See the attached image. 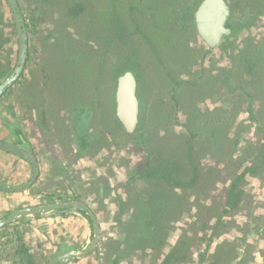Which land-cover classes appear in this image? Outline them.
Instances as JSON below:
<instances>
[{
	"label": "rangeland",
	"instance_id": "obj_1",
	"mask_svg": "<svg viewBox=\"0 0 264 264\" xmlns=\"http://www.w3.org/2000/svg\"><path fill=\"white\" fill-rule=\"evenodd\" d=\"M86 1L90 9L104 10L106 17L109 15L111 6L108 0ZM20 2L30 13L38 5L37 0ZM201 2L193 0L191 5L180 8V18L169 7L162 10L164 13L169 11V15L164 16L168 18L161 29L154 20L151 21L154 14L151 18L147 15L143 21V10L135 12L136 21H125L119 27L110 25L111 22L103 25L99 17L97 22L93 18L87 19L80 27L75 18L61 17L56 12L59 6L54 13L51 12L54 7L46 6L37 16L41 22L40 31L28 34L31 37L30 52L21 77L26 83L23 89L7 92L0 98V139L17 143V132H21L39 163V177L28 187L0 191L28 195V199L20 201L19 208L71 199L89 205L97 216L100 237L95 249L80 260H71L73 264H81L83 259L85 264H112L114 257L121 252L117 264H159L161 251H167L179 238L182 228L196 219L197 204L216 197H221L223 202L210 213H204L209 227L201 232L202 244L194 248L192 260L183 264H264V97H256L258 93L264 94V75H257L258 81L252 83L253 76L241 79L235 73V63L244 49L245 39L264 38V12H255L254 15L249 10L233 13L230 21L237 22L236 33L229 38V43H223V40V44L213 50H209L197 35L191 42L195 52L189 59L190 64L185 66L186 55L176 47L183 35H188L183 24L190 21L194 27L193 13ZM176 19L182 25L179 27L181 35L171 33ZM70 21L71 25L76 23L83 31L81 37L87 59H83V53L78 50L53 52L49 45L58 37L56 34L48 41L44 39L50 31H60L58 39L63 44L67 40L62 33L64 26L75 39H79L76 29L66 23ZM133 30L137 33L134 34ZM160 31L163 35L165 33L163 42ZM0 34L2 82L14 70L19 51L17 29L7 0H0ZM8 38L10 40L6 41ZM112 39L115 45L109 48L108 41ZM75 44L80 47V44ZM96 54L104 57L100 70L95 65ZM134 61L141 77L137 90L139 117L146 126L127 132L115 118L117 85L112 69L117 70ZM42 68H46L48 77H43ZM192 74L199 85L172 98L169 92L173 83L188 80ZM237 85L242 88H236ZM257 87L261 89L256 91ZM63 88L65 96L60 94ZM247 92L253 95V100ZM164 106L168 109L160 112L159 108ZM253 107L255 112L263 108V114L258 111L256 119L252 118L250 109ZM42 110L48 113L44 128ZM139 132L144 133L145 142L142 144L137 141ZM174 132L194 134L190 139L194 145V162L202 157L201 170L206 169L201 171L196 186L183 192L184 195L188 192L189 200L182 214L173 216L174 227L170 229L162 250L159 251L157 243L147 246L148 242L131 247V243L125 244L122 240L126 233L124 225L137 205L131 207L127 204V208L121 211L119 202L132 199L129 193L134 195L137 189L134 188L135 183L130 186L126 183L130 182L131 172L143 165L147 155L144 143L154 142L161 148L159 152L163 150L165 154L187 146L185 142L177 145L176 138L170 137L172 141H167L168 133ZM81 137L88 139L83 149L78 148ZM236 139H239L238 144ZM16 155L29 164L28 174L23 180L16 179L15 174L18 175L19 170L16 163L8 165V168L0 165L1 184L20 186L29 181L32 166L28 160ZM187 165L188 170L184 174L189 175L191 168ZM251 165L255 174L249 172L246 175L248 196L245 205L241 209L230 210L222 216V221H218L216 214H223L227 187ZM43 217L72 219L68 223L76 233L69 238L73 240L75 235L78 236L76 247L80 252L90 245L95 235L93 222L77 209L68 214L53 209L18 219L14 223L30 222L26 240L36 252L39 264H47L60 250L50 252L49 247L54 245L34 238V220L39 218L42 221ZM56 223L63 227L66 221ZM200 224L199 221L196 226ZM86 232L88 235L84 238ZM112 243L115 248L109 251ZM192 243L195 245L194 239ZM8 251L11 250H0V264H14L6 254ZM105 256H111L108 262Z\"/></svg>",
	"mask_w": 264,
	"mask_h": 264
},
{
	"label": "trees",
	"instance_id": "obj_2",
	"mask_svg": "<svg viewBox=\"0 0 264 264\" xmlns=\"http://www.w3.org/2000/svg\"><path fill=\"white\" fill-rule=\"evenodd\" d=\"M110 2V12L109 15L106 17L107 12H103L104 10H92L89 8V5L87 4L86 0H37V7L34 8V12L30 13L29 9H26L24 5H21L20 0H18L19 8L22 14V18L24 21V25L26 27V30H28L31 33H36L40 31L41 22L40 18L37 17L46 6L54 7L52 13L55 12L57 6L60 8L56 10L61 17H68L74 20V18L78 21L77 23L80 24V27L83 25L82 23L86 22L87 19L93 18L94 22L98 21V17L102 20L103 25H115L118 26L129 20H135V12L138 10H143V21H145L147 15L150 16L151 14H154V18L151 20L157 25L160 29L162 26V23L167 20L168 17H164L165 15H169V11L167 12H161L162 10L166 8H170L172 10L173 14H177V17L180 18L179 10L180 8H183L185 6L191 5L193 3V0H108ZM203 1V0H202ZM200 5V4H199ZM229 6H230V18H232L233 13L235 12H245L246 10H249V12L254 15L255 12L262 14L264 12V0H229ZM198 8V7H197ZM156 10H159L158 14L156 13ZM195 12L193 13V20L194 27H191V22L184 23L183 26L186 28V34L187 36L183 35V39L181 42H178V46L176 49H178L180 52L184 53V56L186 57L183 65L188 66L189 59L192 57L193 53L195 52L194 48L191 46V42L195 39L196 36L199 35L198 33V27L195 19ZM170 15H172L170 13ZM188 16V15H187ZM187 20V17H186ZM176 24L172 25L171 33L180 34L182 31L179 30V27L182 26L179 23V20ZM72 21L70 23L66 22L71 26V28H75L76 32L80 34L79 39H75L72 36V32L64 26V30H62L64 33L65 39H67L63 44H60L61 41H59V33L60 31H50L49 35H45L44 39L46 41L49 40L53 36V34H56L58 36L55 41L52 42L51 45H49V48L52 49L53 52L61 51L66 52L68 50H78L79 53H83L81 56L83 59H87L85 57L84 52L85 49L83 48L84 40L82 39L83 31L78 26V24L73 23L74 25H71ZM229 25L232 27V31L230 34L224 35V41L223 43H229V38L232 37L236 32L235 25H237V22L232 20H229ZM138 24V23H137ZM136 25V24H135ZM131 32V30H130ZM134 32V30H133ZM134 32V34H136ZM89 34L90 33H86ZM160 34L162 35V42L164 40V35L160 31ZM2 35V34H0ZM94 35V34H92ZM113 35V32H112ZM181 35V34H180ZM69 37L70 39H68ZM167 39L168 37L165 36ZM8 38L6 41H9ZM28 40L30 42L31 37H28ZM168 41L169 38L167 39ZM57 41V42H56ZM78 43L80 44V47L77 46ZM222 43V44H223ZM82 44V45H81ZM115 42L114 40L108 41V47L114 48ZM1 46V44H0ZM30 46V45H29ZM47 46V49H49ZM216 46H208L209 50L215 49ZM55 50V51H54ZM97 50L94 51L96 53ZM30 52V49H29ZM95 65L98 70H100L103 67L104 63V57L97 55L95 56ZM135 61L130 62L125 67H120L119 69L115 70L112 69V77H114L116 85H118V78L123 75L126 71H132L137 79V90L139 88L140 83V75L138 74L136 68H135ZM46 68H42L44 70L43 77H48L46 73ZM66 69H64L65 71ZM105 71V67H104ZM24 72V71H23ZM21 73L20 77L14 82V84L0 96V98L5 95L7 92H13L14 90H18V88L23 89L26 82H24L21 77H23L24 73ZM32 72V71H31ZM235 73L237 77L243 79L245 77L253 76L251 79L252 83H256L257 75H264V38L261 40H256L254 38H247L245 39L244 49L241 52V55L237 57V61L235 63ZM3 74V72H1ZM32 76L34 79H37V75L32 72ZM191 76V75H190ZM190 77L188 80H178L173 83V89L169 92L170 96L176 97L179 94L182 93L183 90L190 89L192 87H196L199 85L196 77ZM67 77V76H65ZM66 80V79H65ZM246 81V80H245ZM249 82V81H248ZM1 83V82H0ZM250 83V82H249ZM62 84L65 87L63 80ZM18 85V87H17ZM236 88H242L241 85H237ZM261 89L260 87L256 88V91ZM235 89L232 91L234 92ZM117 87L115 89V101L116 105L114 108L115 112V118L119 121L120 124L123 125L122 121L120 120L118 116V109H117ZM256 93V92H255ZM62 96H65V89L60 92ZM249 95V97H252L253 95L249 92L246 93ZM255 95V94H254ZM256 97H261L263 99L264 94L258 93ZM19 98V95H18ZM23 98V97H21ZM163 101V100H162ZM161 101V102H162ZM163 103H165L163 101ZM170 108V107H169ZM168 109L167 106L159 108V111H164ZM252 118L256 119L257 112L260 111V114H263V108L258 109L255 112L254 107L250 109ZM140 111V108H139ZM41 122L44 126L47 125V111L42 110L41 111ZM140 118V117H139ZM146 124L142 121V118L139 119V122L137 124V128L141 129L145 127ZM124 127V125H123ZM234 127V126H233ZM124 129L129 132L125 127ZM144 131V130H143ZM140 133V132H139ZM170 133V132H169ZM169 138L167 141L171 138L178 139L176 140L179 144H183L184 142L187 143V146L180 148V149H174L172 153H166L162 150V152H159L161 148L157 147L154 142H147L144 143L147 150L146 158L144 159L143 165L135 168L131 172L130 182H127L128 186L135 183L134 188L137 189V192L132 195L129 193V197L132 199H128L126 201L122 200L120 201V210L123 211L127 207V204L131 207L134 205H137L136 211L132 210V213L130 214V218L125 223L124 228L126 229L125 237L122 239L125 244L131 243V247L136 248L139 244L150 246L152 243H157V247L159 248V251L162 250V246L166 244V238L168 235H170V229L174 227L172 223V219L174 215L182 214L186 201L189 200L188 192L184 195L183 192H185L187 189L193 187L195 184H197V181L200 179L201 171H204L206 169L205 165L203 164V170L202 169V163L204 159L202 157L200 158V161L194 162V145H192V139L194 137V134H177L176 132L169 134ZM143 134V135H142ZM17 138L18 142L23 141V136L21 135V132H17ZM144 133H140L138 136L137 141L138 144H142L145 142V139L143 138ZM166 137L163 135V138ZM171 137V138H170ZM86 137H81L78 140V148H84L88 141ZM239 139H236V144H238ZM169 142V144H170ZM149 144V145H148ZM179 146H177L178 148ZM188 147V148H187ZM164 148V147H163ZM197 151V150H195ZM188 164V165H187ZM186 165L190 166L191 172H189V175L184 174L188 169H186ZM252 167H248L246 170H244L242 173L237 175L235 179L231 181L229 186L227 187V193L225 195L226 201L223 204V214L219 215L216 214L217 220L222 221V216L226 213H228L230 210L233 209H241L247 199V192L245 186L247 185V179L246 175L250 172L252 174H255V169ZM187 177H186V176ZM140 182V183H139ZM125 184V185H126ZM143 185V186H142ZM196 186V185H195ZM150 187V188H149ZM221 197L213 198L209 202L201 201L197 204V210L198 213L196 215V219L193 222L188 223L187 226H184L182 228V232L179 236V238L176 240V242L173 245H170V248L167 251H164V249L161 251V261L159 264H183L184 262H189L192 260L193 254H194V248L201 246L202 236L201 232L205 231L209 227L208 221L204 219V213H210L212 209H214L216 206L221 205L222 203ZM69 209H77L81 211L83 214H85L92 222L93 219L91 216L87 213V211L83 208L79 207H62L58 208V210H65L68 211ZM201 222L199 227L198 222ZM29 221L23 222V224L19 223H7L0 227V250L9 248L11 251H8L6 254L8 257L13 260L14 264H39L36 257V252L33 250L31 244L28 243L26 240V233L29 230ZM191 231H194L193 233ZM192 233V234H191ZM195 240V245H193L192 240ZM117 243V241H115ZM146 246V248H147ZM115 248L114 244L112 243L111 248L109 251H113ZM121 253H117V255L114 257L112 264H117L119 260L121 259ZM164 255V256H162ZM112 256V255H111ZM105 256L106 262L111 258ZM72 260L81 259V257H71Z\"/></svg>",
	"mask_w": 264,
	"mask_h": 264
},
{
	"label": "water",
	"instance_id": "obj_3",
	"mask_svg": "<svg viewBox=\"0 0 264 264\" xmlns=\"http://www.w3.org/2000/svg\"><path fill=\"white\" fill-rule=\"evenodd\" d=\"M7 2L10 6L12 17L16 23L18 31L19 51L18 61L14 70L4 81H2V83H0V96L20 77L21 73L26 67L29 57L28 33L24 25L18 0H7ZM229 13L230 9L227 0H203L200 3L196 10V23L199 34L206 44L212 47L217 46L222 40L223 36L231 32L230 27L227 25ZM116 96L118 116L124 127L129 132H132L136 129L139 122L137 79L132 71H126L118 78ZM0 147L22 156L28 160L32 166V173L28 182L20 186H8L0 183V189H22L30 186L37 180L40 171L39 163L25 140L17 143L0 140ZM62 207H79L85 209L93 219L95 235L90 245L84 249V251L80 252L73 247H66L52 256L47 264H58L61 261L71 257H83L95 249L100 237V226L97 216L95 215L92 208H90L89 205L81 200L74 199L59 201L16 209L7 216L0 219V227L29 215L49 212L53 209Z\"/></svg>",
	"mask_w": 264,
	"mask_h": 264
},
{
	"label": "crops",
	"instance_id": "obj_4",
	"mask_svg": "<svg viewBox=\"0 0 264 264\" xmlns=\"http://www.w3.org/2000/svg\"><path fill=\"white\" fill-rule=\"evenodd\" d=\"M12 163H16L19 169L17 172L18 175L15 174V178L16 179L21 178L23 180L25 178V175L28 174L29 164L23 159L19 158L16 154L0 149V165L2 166V168H8V165L10 166L13 165ZM28 198H29L28 195H24V193H21V192L8 194V193L0 191V216L4 217L11 211L15 210L16 208H19L20 201L28 199ZM16 202H18L19 206L15 205ZM68 213L69 212H66V214ZM61 221H66V224H65V226L67 227L66 230L63 229V227L65 226L62 225L63 227H61L56 223V222H61ZM71 221L72 219L64 220L63 218H59V217H57L56 219H53L50 217H47V218L43 217L42 221H39V218H38L34 220V224L36 227H34L33 236L34 238L40 240V242L45 241L50 245H54L55 248L54 246L49 247L50 252H53V251L55 252L58 249L66 247V246H73L77 248L76 244L78 241V236L75 235L73 240L69 238V235H74L76 233L73 226H70L68 223ZM87 235L88 234L86 232V234H84L83 237L86 238ZM81 242H83V240H81ZM85 261H86L85 259L81 260V264L83 263L85 264ZM69 262L73 264L71 260L65 261L62 264H70ZM5 263L7 264V262Z\"/></svg>",
	"mask_w": 264,
	"mask_h": 264
},
{
	"label": "flooded vegetation",
	"instance_id": "obj_5",
	"mask_svg": "<svg viewBox=\"0 0 264 264\" xmlns=\"http://www.w3.org/2000/svg\"><path fill=\"white\" fill-rule=\"evenodd\" d=\"M227 2H228V5H229V0H227ZM229 9H230V6H229ZM197 10V9H196ZM195 19H196V13H195ZM14 20V19H13ZM229 20H230V13H229V17H228V20H227V25L230 27V29H231V31H232V27L229 25ZM14 23H15V21H14ZM15 26H16V23H15ZM16 29H17V27H16ZM198 33H199V30H198ZM231 33V32H230ZM229 33V34H230ZM17 36H18V31H17ZM199 37H200V39L205 43V41L201 38V36H200V34H199ZM224 40V36H223V38H222V40L220 41V43L217 45V46H219L221 43H222V41ZM18 41H19V39H18ZM206 44V43H205ZM207 46H209L208 44H206ZM216 46V47H217ZM2 83V82H1ZM139 104V103H138ZM0 140H2V141H7V140H4V139H0ZM25 139L23 138V141H24ZM7 142H10V141H7ZM16 142H18V140L16 141ZM0 149H2V150H4V151H7V152H10V153H13V152H11V151H9V150H7V149H5V148H1L0 147ZM15 154V153H14ZM39 177V176H38ZM38 179V178H37ZM35 183V182H34ZM71 200H73V199H71ZM76 200V199H75ZM57 202H59V201H57ZM20 209V208H19ZM16 210V209H15ZM58 210V209H57ZM74 210V209H73ZM14 211V210H13ZM69 211H72V209H69L68 211H65V210H59V212H61V213H64V214H66V212H69ZM12 212V211H11ZM10 212V213H11ZM9 214V213H8ZM7 214V215H8ZM39 214V213H38ZM38 214H33L34 216L36 215H38ZM30 216V215H29ZM28 216H26V218H27ZM17 221V220H16ZM16 221H13V222H16ZM66 247H71V246H66ZM66 247H63V248H60V250L58 251V252H60L61 250H63L64 248H66ZM73 248H75V247H73ZM75 249H77V248H75ZM57 252V253H58ZM55 255V254H54ZM53 255V256H54ZM80 258V257H79ZM50 260V259H49ZM69 260H72L71 258H69V259H66V260H63V261H61V262H65V261H69ZM60 262V263H61ZM60 263H58V264H60Z\"/></svg>",
	"mask_w": 264,
	"mask_h": 264
}]
</instances>
